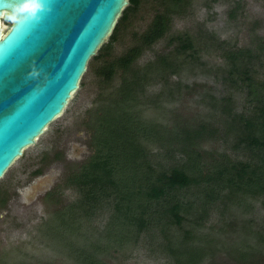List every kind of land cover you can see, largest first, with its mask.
Wrapping results in <instances>:
<instances>
[{
  "label": "rangeland",
  "instance_id": "374dc122",
  "mask_svg": "<svg viewBox=\"0 0 264 264\" xmlns=\"http://www.w3.org/2000/svg\"><path fill=\"white\" fill-rule=\"evenodd\" d=\"M161 1L141 0L120 26L108 58H117L137 45L154 14L162 10ZM185 1L172 16L167 33L144 49L134 63L135 69L146 73L145 79L151 78L146 97L138 95L140 121L167 128L173 124L177 128L208 125L214 137L201 147L214 156L224 153L238 159L241 154L232 150L234 134L226 131V116L231 120L233 113L246 110V91L230 86L225 79L227 52H249L245 63L254 71L253 77L264 78V0ZM3 24L6 31L10 19L5 18ZM182 35L191 40L192 56L191 50L178 56L174 52L179 44L175 38ZM158 57H164L165 69L161 63L160 68L145 72ZM94 68L95 62L90 60L63 114L0 180V264L93 263L88 256L102 264H173L161 252L160 244L164 247L167 242H161L155 228L130 235L125 244L116 243L121 234L112 240L115 230H107L113 205L103 203L94 214L77 216L79 194L66 186V178L92 154L90 115L106 105L110 94L115 97L120 84L117 77L103 88ZM171 71L176 74L172 76ZM228 98L233 110L225 115L221 99ZM143 144L151 155H161L158 147ZM217 204L198 227L196 245L204 254L199 264H264V243L255 239L264 235L261 200L244 201L225 210ZM178 233L171 227L168 236L173 239ZM247 243L254 246L253 252L247 253Z\"/></svg>",
  "mask_w": 264,
  "mask_h": 264
},
{
  "label": "trees",
  "instance_id": "16d2710c",
  "mask_svg": "<svg viewBox=\"0 0 264 264\" xmlns=\"http://www.w3.org/2000/svg\"><path fill=\"white\" fill-rule=\"evenodd\" d=\"M185 3V0H162V10L154 14L137 45L117 58H108L120 26L141 4V0H129L107 44L91 59L95 62L93 72L103 88L117 77L120 84L114 91L115 97L111 94L105 97L106 105L90 115L93 118L89 123L92 154L70 171L66 186L79 194L75 199L77 216H90L103 203L113 205L114 213L107 231L115 230L109 233L114 241L121 234L116 243H126L130 235L155 228L161 242L166 239L164 247L160 244L161 252L171 263L199 264L204 254L196 245L198 227L217 203L224 210L241 206L244 201L261 200L264 206V78L253 77L254 71L245 63L249 52H227L225 79L230 86L246 91V110L233 113L231 120L226 116V131L234 134L232 150L241 154L238 159L224 153L214 156L201 147L202 142L214 137L208 125L191 126L193 128H177L179 125L174 124L169 128L144 125L136 109L137 99L139 94L146 97L143 95L151 78L145 79L146 73L135 69L134 63L144 49L167 33L172 16L177 15ZM175 40L179 42L174 51L177 56L186 55V50H191L192 56L188 36H178ZM161 63L164 70V57H158L144 70L158 69ZM171 72L172 76L176 74ZM155 73L158 74V70ZM221 101L222 114L231 113L230 98ZM143 142L158 147L161 155H151ZM171 227L179 231L173 239L168 236ZM255 239L264 243V235ZM253 247L247 243V253L253 252ZM89 258L94 264H102Z\"/></svg>",
  "mask_w": 264,
  "mask_h": 264
},
{
  "label": "water",
  "instance_id": "95a60500",
  "mask_svg": "<svg viewBox=\"0 0 264 264\" xmlns=\"http://www.w3.org/2000/svg\"><path fill=\"white\" fill-rule=\"evenodd\" d=\"M128 5L0 0V180L63 114Z\"/></svg>",
  "mask_w": 264,
  "mask_h": 264
},
{
  "label": "flooded vegetation",
  "instance_id": "af4514ba",
  "mask_svg": "<svg viewBox=\"0 0 264 264\" xmlns=\"http://www.w3.org/2000/svg\"><path fill=\"white\" fill-rule=\"evenodd\" d=\"M4 202V201H3ZM4 204H5V202H4Z\"/></svg>",
  "mask_w": 264,
  "mask_h": 264
}]
</instances>
